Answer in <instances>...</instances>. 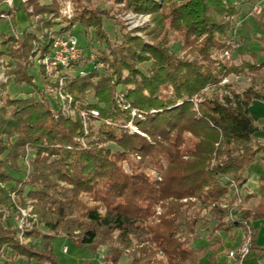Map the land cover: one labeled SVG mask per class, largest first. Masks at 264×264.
Here are the masks:
<instances>
[{"label": "trees", "instance_id": "obj_1", "mask_svg": "<svg viewBox=\"0 0 264 264\" xmlns=\"http://www.w3.org/2000/svg\"><path fill=\"white\" fill-rule=\"evenodd\" d=\"M41 1H23L39 19L21 36H0V56L8 59L7 82L0 79V208L7 210L0 212V264H60L52 248L57 236L104 247L102 264H121L124 256L128 264H203L209 252L208 264H228L218 260L219 250L225 237L242 239L245 223L253 228L252 254L264 257V128L251 112L254 101L264 102V40L239 65L220 58L227 50L234 60L243 52L247 36L234 31L245 26L235 23L251 15L256 0H112L154 16L146 31L152 43L126 32L107 10L77 5L68 19L59 0ZM14 11L0 7V20ZM105 18L120 25V36L110 38ZM77 26L88 51L79 41L83 58L73 70H86L94 47L104 68L69 78L59 68V78H67L59 87L43 60L54 37L76 35ZM177 41L180 54L170 48ZM36 60L41 89L32 73ZM244 72L253 82L242 93L203 92H224L223 79ZM11 85L14 96L6 91ZM20 86L39 96L23 97ZM58 87L80 109L99 111L89 115L87 129L78 114H63L53 94ZM28 150L34 151L29 172L21 165ZM255 171L258 192H248ZM29 204L39 225L8 226L18 206ZM203 236L207 246H196Z\"/></svg>", "mask_w": 264, "mask_h": 264}, {"label": "rangeland", "instance_id": "obj_2", "mask_svg": "<svg viewBox=\"0 0 264 264\" xmlns=\"http://www.w3.org/2000/svg\"><path fill=\"white\" fill-rule=\"evenodd\" d=\"M24 0H12V5L13 8H15V14L10 16L8 14H5L6 16H10L7 19H1L0 20V36H2L3 34H6L7 37L11 36L13 34L15 35H19L21 36V33L24 32L25 29L29 28L32 24H34L35 20L37 22V20L39 19L38 17H34V16H30L25 8V4L23 3ZM61 3V10H62V14L63 16L67 17L68 19L73 18L75 15V7L77 5L82 6L86 9L89 8H98L101 10H107L108 14H111L113 16L116 17L117 20H119L124 28L125 31L142 38L144 41L150 43L151 39L149 37V35L146 33V31L148 32V30H150L151 28H154L155 23H154V16L148 13H141V12H136L132 9L127 8L123 3H117L114 4L112 0H59ZM162 1V0H161ZM43 3H50L51 0H45V1H41ZM76 2V3H75ZM0 7L2 9H8L9 5L6 1H2L0 0ZM248 6H246L245 8H247ZM12 8V6H11ZM14 10V9H13ZM242 18H239L236 21V25L239 24V27H241L242 25ZM104 24H105V30L107 31V33L109 34L110 38H115L116 36H120L121 31H120V25L116 24L115 21L113 19L110 18H105L104 20ZM244 28H239L238 32L241 36H247V39L245 40L244 44L241 45L238 48V52L243 50L242 53H238L237 55H235V60L232 59L228 60L224 53L222 55H220L221 59H225L227 61H229V66H234V65H239L241 64L242 61L244 60H251V56L250 53L253 51L255 53H258L261 46H262V40H264V13H262L259 16H253L250 15L248 19L245 20L244 23ZM247 27V28H246ZM72 32V31H71ZM73 32L76 33L79 41L81 42L82 47H84V53H87L88 49L86 48V40L84 38V32L83 29L80 26H77L73 29ZM5 36V38H7ZM262 37V38H260ZM262 39V40H261ZM242 42V41H241ZM152 43V41H151ZM237 44V43H236ZM238 45V44H237ZM10 45L6 46V49L9 48ZM173 51H175L176 54H180V50H181V43L180 42H176L174 44L171 45L170 47ZM93 53H91L95 60L97 61V63H102L101 61H98L96 59V55H95V47L94 50L92 51ZM234 54V52L232 53ZM90 56V55H89ZM89 58L86 60H83L79 66H83V64H87V66L85 67L86 70H90L92 69V66L94 67V69H102L104 68V64L101 68H96L95 64H92L91 62H89ZM4 58H2L0 56V79L2 80L3 83L7 82L6 76H5V67L2 64ZM4 60H8V59H4ZM47 71H48V75L49 77L57 82V85L59 87L62 86L61 82H62V78H59V74L56 71H49V69L47 68V66L45 65ZM81 67V68H82ZM39 70H40V64L38 63V61H35V65L34 68L32 69V73L35 76V82L38 86V88H42V83H41V79H40V75H39ZM85 70L84 74H80V72H77L76 70L70 69L69 71L66 70V74L67 77L69 76H75L76 74H80V76H85L87 74V71ZM263 76H264V71H263ZM68 77V78H69ZM67 79V78H66ZM253 82V75L248 74L247 72H244L242 74H231L228 77H225L223 79V81L220 83L219 86L223 87L226 85H229V87L227 88V90L220 91L219 90H215L216 87H207L204 89V93L206 94H212L215 92V94L219 95V97L221 98L224 94H230L231 91L237 92V93H242L245 89L249 88L252 85ZM64 83V80H63ZM12 87H14V85H11L8 87V89L6 90L7 93H9L10 95L14 96V90L12 89ZM58 87V91L56 90L54 96L58 97L60 99V102L63 105V114L65 116H75L76 114H78L79 116H81V111L84 109H80L78 106V101L76 100V98L73 95H69V93L67 91H61L59 90ZM15 90L16 87H15ZM19 91H21V95L23 97H27L29 95H36L39 96V94L34 91V87L32 86H20V89H18ZM4 93V92H2ZM1 94V92H0ZM52 94V93H51ZM3 95V94H2ZM71 97V99H70ZM0 100H1V95H0ZM93 100V99H92ZM198 103L199 100L196 98L195 100V109L198 110ZM264 104V103H263ZM251 112H252V116L254 117L255 120H259V119H263L264 121V105H259V103H253L252 108H251ZM136 114V111L132 112V115L134 116ZM99 117V116H98ZM82 118V116H81ZM83 119V118H82ZM89 117H87L86 120H88ZM87 123H85V127L86 129L88 128V121H85ZM137 127H132V131H136ZM139 132V130H138ZM86 133H88V130H86ZM82 142H84V140H81ZM111 144H109L110 146ZM34 156V151L28 150L27 152V156L25 157V159L21 162L22 167H24V169L29 172L30 167H31V160L32 157ZM235 166H232L231 169H235ZM252 172H251V176H252ZM9 186H13L14 183H10L8 184ZM11 197L12 199L15 201L16 200V194H12L11 193ZM0 212H4L5 215L7 216V210L0 208ZM161 211L159 210L158 213H160ZM25 215L26 219H25V228H31L34 225H39L38 224V218L36 216V214L34 213L33 210V206L32 205H27V207H19L17 208L16 213L13 215V217L11 219L7 220V225L8 226H13V225H17L20 224V220L19 218ZM203 225L205 226H210V223L207 222H203ZM260 233H259V241L262 242L264 240V221L260 222ZM24 228V229H25ZM23 231V230H22ZM241 234H239L238 238L234 241L233 239L227 238L225 237V245L222 247L221 250H219V256H218V260L228 263V260L226 258V250L227 248H233L234 246H238L241 243ZM22 234H20V241H22ZM196 246H207V242L204 239V236L201 237L200 239H197L195 242ZM67 247L68 252L65 253L64 252V248ZM52 248L54 251V254L57 257V260L60 262V264H102V260H103V256L105 253V248L104 247H100L98 250H93L88 246H80L77 245L76 242L72 239H69L66 236H57L53 239L52 241ZM253 252L251 251V254L249 256L248 259V263L249 264H264V257L262 258H257L255 255L252 254ZM210 252L204 256L202 258V263L203 264H208L209 263V256H210ZM129 258L127 256H124L121 260V264H128ZM17 264H42L39 263L35 260H33L31 263H29L27 260H21L17 262ZM229 264V263H228Z\"/></svg>", "mask_w": 264, "mask_h": 264}, {"label": "built area", "instance_id": "obj_3", "mask_svg": "<svg viewBox=\"0 0 264 264\" xmlns=\"http://www.w3.org/2000/svg\"><path fill=\"white\" fill-rule=\"evenodd\" d=\"M2 1H6L9 6H13L12 0H2ZM262 13H264V0H256V2L252 4L251 7V15L259 16ZM2 17L4 18L5 15H2ZM6 18L9 17L6 16ZM236 27L238 28L239 24H237ZM237 30L238 29H235L234 31L235 34ZM237 46L238 45L235 42H232L233 49L236 48ZM224 55L228 60H231L232 50H227L224 53ZM89 57H90L89 62L95 64L96 68H101L103 66L102 63L99 62L97 63V61L95 60L92 54H90ZM82 58H83V48L81 47L79 39L76 35L73 34L58 35L54 37L52 43V51L49 55H46L44 57L43 63L47 66L49 71L58 72L59 68H64L69 71L70 69L73 68V65L78 61H80ZM84 72H85L84 70H81L80 74H84ZM66 77H61L62 85L64 84L63 80L66 79ZM89 115L93 117H98L99 111L95 109L90 110L89 112H87L86 110L81 111V116L84 121H86ZM25 219H26L25 215H22L19 218L20 224H18V227L21 230H24V228L26 227ZM245 226L246 228L243 232L241 243L237 247L229 250L226 254V258L229 264H248V259L251 254L252 246H253V228L247 223H245ZM64 252L65 253L68 252L67 247L64 248Z\"/></svg>", "mask_w": 264, "mask_h": 264}, {"label": "crops", "instance_id": "obj_4", "mask_svg": "<svg viewBox=\"0 0 264 264\" xmlns=\"http://www.w3.org/2000/svg\"><path fill=\"white\" fill-rule=\"evenodd\" d=\"M249 16L250 15L242 17V19H243L242 20V23L243 24L245 23V20L249 18ZM253 103H259V105H261V106L264 105L263 104L264 103L263 101H254ZM251 108H252V106H251ZM256 122H257L258 125H260V126H262L264 128V121H263V119L256 120ZM258 179H259V174H258V172L255 171L252 174V176L250 177L249 182L247 184L248 192H253V193L258 192V188H259Z\"/></svg>", "mask_w": 264, "mask_h": 264}]
</instances>
